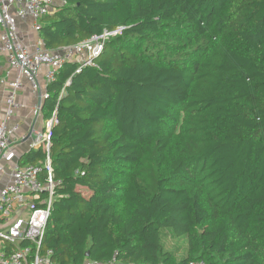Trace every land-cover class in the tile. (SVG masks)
Returning a JSON list of instances; mask_svg holds the SVG:
<instances>
[{"label":"trees","instance_id":"1","mask_svg":"<svg viewBox=\"0 0 264 264\" xmlns=\"http://www.w3.org/2000/svg\"><path fill=\"white\" fill-rule=\"evenodd\" d=\"M63 1L46 50L124 30L47 88L53 264H264V0Z\"/></svg>","mask_w":264,"mask_h":264},{"label":"built area","instance_id":"2","mask_svg":"<svg viewBox=\"0 0 264 264\" xmlns=\"http://www.w3.org/2000/svg\"><path fill=\"white\" fill-rule=\"evenodd\" d=\"M63 0H0V63L2 59L10 71L18 76L8 83L5 97L6 112L0 121V175L6 174L4 163L16 158L14 150L21 142L31 141V150L44 147L45 162L39 165L16 163L7 175V183L0 190V264H53V251H44L43 244L48 222L57 199L52 160L50 158L52 130L57 124V112L49 120L43 119V105L49 98L47 88L56 81L57 74L69 62L79 65L78 71L94 65L106 47L107 42L122 34L124 28L104 31L74 46L57 51L46 50L41 40L33 50L25 45L19 36L17 22L31 19L32 28L39 32L43 18L51 9L61 6ZM44 79V91L41 85ZM22 79L30 85L39 102L32 110L33 127L19 139H15L18 125L10 122L20 109L17 97L23 88ZM71 83V78L66 86ZM64 90L60 94L63 96ZM43 120L41 129L34 125ZM84 264H99L87 261ZM108 264H113L108 263ZM190 264H204L194 261Z\"/></svg>","mask_w":264,"mask_h":264},{"label":"crops","instance_id":"3","mask_svg":"<svg viewBox=\"0 0 264 264\" xmlns=\"http://www.w3.org/2000/svg\"><path fill=\"white\" fill-rule=\"evenodd\" d=\"M33 22L31 19H26L23 21L17 22V29L19 36L21 37L22 42L29 46L31 50H33L35 44L39 42V35L32 28ZM18 74L16 71H10L7 67L6 62L2 59L0 63V121L4 118V114L6 112L5 106V97L9 92L8 83L17 78ZM42 89L44 91V79L41 77L40 79ZM23 88L20 91L17 102L21 105L20 109H18L15 113L14 118L10 122L11 126L18 125V131L15 135V139H19L24 133H27L31 127H33L32 121V108L38 104V97L33 94L32 89L28 82L22 79ZM43 126V120H39L34 128L41 129ZM31 151V141L21 142L20 145H17L14 150V155L16 158L21 159L25 154ZM16 158H12L11 160H7L4 165L6 169V174L8 175L10 169L16 163ZM7 175H0V190L7 183ZM113 264H118L116 262H112Z\"/></svg>","mask_w":264,"mask_h":264},{"label":"rangeland","instance_id":"4","mask_svg":"<svg viewBox=\"0 0 264 264\" xmlns=\"http://www.w3.org/2000/svg\"><path fill=\"white\" fill-rule=\"evenodd\" d=\"M53 11V8L51 9ZM164 243L168 250L176 252L178 258L181 260L186 256L187 250V241L178 240L170 234V232H165L164 234Z\"/></svg>","mask_w":264,"mask_h":264}]
</instances>
